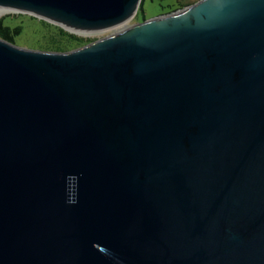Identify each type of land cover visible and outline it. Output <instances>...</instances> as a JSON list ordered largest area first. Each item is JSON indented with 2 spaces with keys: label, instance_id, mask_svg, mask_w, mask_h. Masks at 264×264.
<instances>
[{
  "label": "water",
  "instance_id": "water-1",
  "mask_svg": "<svg viewBox=\"0 0 264 264\" xmlns=\"http://www.w3.org/2000/svg\"><path fill=\"white\" fill-rule=\"evenodd\" d=\"M0 0V264H264V0Z\"/></svg>",
  "mask_w": 264,
  "mask_h": 264
},
{
  "label": "rangeland",
  "instance_id": "rangeland-1",
  "mask_svg": "<svg viewBox=\"0 0 264 264\" xmlns=\"http://www.w3.org/2000/svg\"><path fill=\"white\" fill-rule=\"evenodd\" d=\"M183 6H181V9H184L185 5H192L197 3L200 0H181ZM180 8L179 0H143L140 10L138 12V17L136 16L134 19H132L127 26H133L137 23L144 22L146 20L152 19L157 16H162L166 14H170L177 9ZM0 9V19L2 17L6 16H12L11 18L7 19L6 24L7 25H18L20 23L24 24L25 31L24 34L17 40V46L24 47L28 49H36L41 50L44 46H46V40L42 38L40 35V29L42 28V25L38 22L39 19L36 18V20H32L31 15L21 14L19 12H12V11H4L1 12ZM21 15V16H19ZM121 29H115V30H107L102 31L99 33H90V34H84V33H71L74 35H77L78 37L82 38H93L96 40L103 39L105 37H108L110 35H113L117 32H119Z\"/></svg>",
  "mask_w": 264,
  "mask_h": 264
},
{
  "label": "trees",
  "instance_id": "trees-1",
  "mask_svg": "<svg viewBox=\"0 0 264 264\" xmlns=\"http://www.w3.org/2000/svg\"><path fill=\"white\" fill-rule=\"evenodd\" d=\"M11 17L12 16H6L0 19V39L16 45L17 40L24 34L25 26L22 23L11 26L7 25V19ZM31 18L32 20H36L35 17ZM38 22L42 25V28L39 31L40 34L38 35L44 38L47 42L46 46L41 48V51L67 53L97 41L93 38L78 37L77 35L71 34L68 31L43 20Z\"/></svg>",
  "mask_w": 264,
  "mask_h": 264
},
{
  "label": "flooded vegetation",
  "instance_id": "flooded-vegetation-1",
  "mask_svg": "<svg viewBox=\"0 0 264 264\" xmlns=\"http://www.w3.org/2000/svg\"><path fill=\"white\" fill-rule=\"evenodd\" d=\"M179 3H180V8L179 9H177L176 11H178V10H180L181 9V6H183L184 4H182V1L181 0H179ZM187 6H189V5H185L184 7H187ZM175 12V11H174Z\"/></svg>",
  "mask_w": 264,
  "mask_h": 264
},
{
  "label": "bare ground",
  "instance_id": "bare-ground-1",
  "mask_svg": "<svg viewBox=\"0 0 264 264\" xmlns=\"http://www.w3.org/2000/svg\"><path fill=\"white\" fill-rule=\"evenodd\" d=\"M0 9L2 10L1 12L7 11V10L11 11V9H8V8H2V7H0Z\"/></svg>",
  "mask_w": 264,
  "mask_h": 264
}]
</instances>
